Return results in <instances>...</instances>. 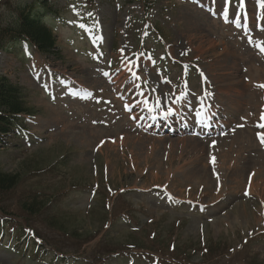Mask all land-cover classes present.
<instances>
[{"label":"rangeland","instance_id":"rangeland-1","mask_svg":"<svg viewBox=\"0 0 264 264\" xmlns=\"http://www.w3.org/2000/svg\"><path fill=\"white\" fill-rule=\"evenodd\" d=\"M7 1L0 12L4 23L12 19V3L31 2ZM258 1L244 0L253 7ZM197 3L214 5L217 15L225 7V0H49L52 11L59 12L53 15L65 18L57 23L60 54L42 56L31 48L24 58L21 51H0V75L29 91L48 89L59 94L58 99L64 96L60 104L38 95L30 98L35 111L26 117L24 128L36 133L34 144L13 139L12 134L4 136L7 147L0 146V167L24 180L7 200L10 229L33 227L49 251L89 259L93 264H101L112 253L121 254L126 262L124 254L134 245L165 259L190 257L194 264H264V245L250 241L263 223L259 210L264 204V175L254 180L250 195L243 185L245 171L242 175L255 144L251 129H243L244 134L222 145H212L211 140L141 135L131 130L124 110V102L138 105L140 93L156 106L161 98L182 89L181 80L188 81L194 94H201L199 88L194 90L198 84L185 76V65L196 66L215 86H252L246 77L264 84V64L246 51L234 35L238 32L210 17ZM236 6L237 0H231L228 13L235 12ZM250 12L255 14L254 9ZM79 28L81 36H77ZM72 36L74 45L68 41ZM262 37L264 32L257 36L264 41ZM143 41L150 55H135ZM124 54L128 58L123 60H132L139 79L123 76V60L119 62ZM245 60H250V67L241 70L247 66ZM107 79L112 91L102 84ZM248 86H237L225 94L234 106L244 103L236 105L239 113H251L256 120L260 95L250 93ZM89 90L94 97L74 102L77 92ZM252 100L253 105L249 104ZM138 111L142 119L147 118L145 110ZM208 145L215 148L214 155L208 156ZM211 158L220 161L227 177L221 191L210 176ZM163 186L178 195L200 196L198 200L207 204L219 200L218 205L227 208L210 216L212 221L186 219L175 208L158 205L149 192ZM32 194L45 197V208L38 216H30L21 207L20 201ZM133 210L137 211L133 225L141 231H131L125 219H119ZM18 255L0 252L5 258ZM4 262L0 258V264Z\"/></svg>","mask_w":264,"mask_h":264},{"label":"trees","instance_id":"trees-1","mask_svg":"<svg viewBox=\"0 0 264 264\" xmlns=\"http://www.w3.org/2000/svg\"><path fill=\"white\" fill-rule=\"evenodd\" d=\"M42 0H31L27 3H17L13 9L12 19L4 23L0 20V47L5 41H27L36 46L42 54L52 53L56 49V36L53 30L43 23L44 13L50 12V8L43 7ZM0 0V11L8 4ZM36 8V9H35ZM1 19V18H0ZM6 42V43H7ZM3 44V45H2ZM28 92L25 88L13 84L7 77L0 76V133H8L20 115L30 113ZM21 177L18 174L6 173L0 170V203L4 194L16 189ZM39 200L31 201V208L39 207ZM30 205V204H29Z\"/></svg>","mask_w":264,"mask_h":264},{"label":"snow or ice","instance_id":"snow-or-ice-1","mask_svg":"<svg viewBox=\"0 0 264 264\" xmlns=\"http://www.w3.org/2000/svg\"><path fill=\"white\" fill-rule=\"evenodd\" d=\"M230 4H231V0H225V7L223 9V16L225 17V19H227V17H228V5H230ZM243 4H244V0H239V5L241 8L243 7ZM260 5H261V7H264V0H260ZM233 16L235 17V22H238L240 20V16L236 12H233ZM258 47H260V46H258ZM260 50L262 52H264V47H260ZM104 75L107 76L108 73L105 72ZM132 75L134 78L139 79V77L136 76L135 73H133ZM260 87H264V85H260ZM157 104H159V100L157 101ZM261 119L264 120V115L261 116ZM259 126L264 127V124L259 125ZM260 138H261V141L264 142V135H261Z\"/></svg>","mask_w":264,"mask_h":264}]
</instances>
